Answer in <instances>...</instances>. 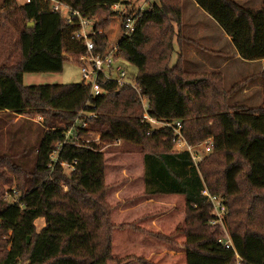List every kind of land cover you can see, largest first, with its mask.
Listing matches in <instances>:
<instances>
[{
	"label": "trees",
	"instance_id": "trees-1",
	"mask_svg": "<svg viewBox=\"0 0 264 264\" xmlns=\"http://www.w3.org/2000/svg\"><path fill=\"white\" fill-rule=\"evenodd\" d=\"M61 1L94 20L93 53L104 54L109 44L101 29L108 17L122 15L115 5L123 1ZM179 2L155 0L150 9L140 10L135 31L119 38V57L136 66L135 80L150 97L153 115L182 121L191 144L212 138L213 152L199 167L188 151L174 150L170 128L148 133L151 125L141 121L144 109L129 85L106 81L104 92L97 96H91L90 86L82 82L25 85V73L62 72L66 55L86 54L87 46L84 39L73 37L79 27L69 24L61 12L49 10L43 0L23 5L18 0H0L5 19L19 26L21 52L17 63L0 61V112L24 114L35 109L44 114L46 123L36 146L0 152V165L28 175L23 190L18 189V203L0 199V237L10 245L0 246V264H108L113 259L115 225L104 196L105 155L95 142L81 141L93 130L102 140L121 139V144L141 146L146 194L185 195L187 264H264V68L258 73L261 104L233 102L239 84L227 90L219 84L217 73L189 79L195 74L164 65L174 52L175 36V29L168 36L164 27L155 44L159 65L152 69L155 59L146 48L151 42L147 29L152 23L163 26L168 13L175 14L179 25ZM219 2L248 17L264 18V6L251 9L234 0ZM99 14L106 17L96 20ZM81 111L96 113L90 128L76 130L64 142L66 130ZM58 144L63 145L52 169L51 155ZM29 159L34 162L31 168ZM74 160V170L62 166ZM244 183L247 191L241 188ZM205 189L226 200L225 226L210 223L214 215ZM40 218L44 224L38 229ZM225 229L232 240L229 247L219 241L226 237Z\"/></svg>",
	"mask_w": 264,
	"mask_h": 264
},
{
	"label": "rangeland",
	"instance_id": "rangeland-1",
	"mask_svg": "<svg viewBox=\"0 0 264 264\" xmlns=\"http://www.w3.org/2000/svg\"><path fill=\"white\" fill-rule=\"evenodd\" d=\"M122 1L117 7L121 10L122 15L108 17L107 23L101 29L107 34L109 45H112L119 39L124 14L138 12L146 1L150 7L152 2H155V0ZM234 1L245 8L257 9L264 6V0ZM18 4L21 5L19 2ZM178 7L181 11V22L179 25L175 22V14L168 13L163 26L152 23L147 29L151 42L146 48L150 56L154 55L155 59L151 63L152 69H157L159 65L157 60L159 53H156L159 51V48L155 44L156 39L159 38L160 30L166 27V33L169 36L170 32L175 29L174 52L171 56L167 54L168 59L165 60L164 65L167 64L169 67H176L177 69L183 68L192 74L194 73L195 75L188 76L189 79L217 73L221 76L219 84L222 88L229 90L236 84H239L238 86L241 87L237 91L235 98L232 99L233 102H241L246 105H260L262 101V79L258 76V73L264 68V18L260 15L248 17L242 11H238L231 6L227 5L223 7L219 0H180ZM4 12V9L0 7V61L7 60V62L17 63V60L21 57L20 48L17 44L19 26L12 23V21L6 20ZM104 16L106 17V15L99 14L96 16V20H101ZM214 20L219 22V26H217ZM224 29L229 33L235 34L232 42L220 40ZM66 58L67 60L64 63L62 72L25 73L23 78L24 84L81 83L83 76L79 62L73 57V54H67ZM118 62L123 63L129 72L133 74L137 73L136 66L121 59H118ZM208 77L210 78V76ZM213 80L218 79L213 78ZM44 118V114L35 109L24 114L0 112V152H12V147L16 148L17 152H22L24 148L36 146L40 136L46 130ZM98 135L100 134L93 130L85 134L81 141L87 143L95 142L104 152L105 183L106 174L109 176L104 196L112 207L114 222H126L127 219H131L130 214L123 215L124 217L127 216V218L121 217L120 220L118 219V209L126 208L122 203L124 200L126 202L129 199L127 194L121 193V189L126 186L125 184L130 179L138 180L139 176L142 178L144 167L142 168L140 159L143 156V151L141 150V146L128 142L115 144L114 142L102 139L98 140ZM33 163V160L29 159L28 166L31 168ZM132 167L134 170H130ZM119 172H121V177L118 175ZM27 178L28 175L24 172L17 174L9 166L0 165V199L5 198L9 201L12 199L11 194L13 197L19 196L21 193L18 189L23 190L22 185ZM246 187L247 185L244 183L241 188L243 191H247ZM170 202L172 203V207L173 205L179 207L176 211L172 208L170 210V214L172 212L176 214V220H182L183 215H185L183 224L174 234L165 235L166 239H161L157 234H153L163 244L168 246H186V235L183 232L187 225L186 205L185 203L183 205L182 201L178 202L173 198ZM36 223L38 229H40L44 224L43 218L38 219ZM126 227L130 228L127 225L123 226V228ZM134 229L136 230L137 228ZM118 230L117 228L115 231ZM143 232L150 235L149 231L144 230ZM126 234L128 241L132 242L133 238L137 241V235L131 231L126 232ZM224 234L225 236L228 235L226 229ZM116 235L117 237L119 236L118 232L114 233L113 231V259L108 264H131L133 258L136 257L131 253V250H128L127 253H116L114 251ZM7 240L6 237L1 236L0 246L7 249L10 246ZM115 244L118 246L119 242L115 241ZM174 256H181L179 262H182V255L175 254Z\"/></svg>",
	"mask_w": 264,
	"mask_h": 264
},
{
	"label": "built area",
	"instance_id": "built-area-1",
	"mask_svg": "<svg viewBox=\"0 0 264 264\" xmlns=\"http://www.w3.org/2000/svg\"><path fill=\"white\" fill-rule=\"evenodd\" d=\"M32 0H18V2L23 5L31 3ZM47 4V8L52 11L61 12L71 25H76L79 27V31L75 32L73 35L74 38L84 39L87 46V53H77L76 56L79 60V66L81 67V72L83 76V81L85 85L90 86V95L97 96L102 94L103 87L102 84L106 81L116 82L119 86L129 85L137 93L138 99L143 106V113L141 121L151 125L148 133H153L156 129L168 127L173 132V148L178 152L188 151L193 159L194 165L199 167L200 163L204 160L206 156L213 152L214 142L212 138H209L205 142L199 144H191L187 141L183 133V124L180 120L175 121H166L161 120L155 115H153L150 97L144 93L142 87L136 82L135 74L129 72L123 63L118 62L119 57V39L112 45H108L104 54L96 56L93 53L94 41L91 36L95 34L94 30V20L84 15L78 9L72 8L69 4L61 0H43ZM154 2H152L153 4ZM146 1L144 6L140 10L150 9ZM117 8L118 5H115ZM138 11V12H139ZM128 13L123 15V24L120 30V37L125 36L126 34L132 33L135 31L137 26V14ZM96 116L95 112H85L81 111L78 117L75 119L71 127H69L65 132V141L70 140V138L75 134L76 130L79 129H89L90 128V119ZM98 140L101 139V136L98 135ZM115 144H121L122 140L117 139L113 141ZM63 144H58L56 149L51 155V160L53 163L49 165L50 168H54L55 164L58 161V154L61 150ZM77 164V160L73 162H62V166L67 171H72ZM203 194L206 195L212 205V213L214 217L211 219V224H222L225 226V218L227 215L226 200L218 195L211 194L208 189L203 191ZM9 200L10 203H18V198L13 197ZM1 224V220H0ZM225 246H232L231 237L223 238L219 240Z\"/></svg>",
	"mask_w": 264,
	"mask_h": 264
},
{
	"label": "crops",
	"instance_id": "crops-1",
	"mask_svg": "<svg viewBox=\"0 0 264 264\" xmlns=\"http://www.w3.org/2000/svg\"><path fill=\"white\" fill-rule=\"evenodd\" d=\"M208 14L210 15V13ZM214 21L217 26H219V22L217 20ZM226 27L228 26L226 25ZM222 32L223 34L220 36V40L232 42L235 34L232 32L229 33L225 29ZM189 37L192 38L191 36ZM192 40L194 39L192 38ZM73 57L76 58V60L79 62L76 54H73ZM140 161L143 168V156H141ZM131 169L134 170L133 167L130 168V170ZM118 175L119 177H121V172H119ZM108 181L109 176L106 174V185H108ZM125 185L126 186L121 189V193L127 194L129 196V199H127L128 201L126 202L124 200V202L122 203L126 206V208L118 209V219L120 220L121 217H124V214H130L131 219H127L126 222L116 223L114 222L112 214L113 222L116 225L115 230L117 228L119 229L118 231L114 230V233L118 232L119 235L118 237L116 235V239L114 240V251L116 253H127L128 250H131V253L136 256L133 258L131 264H143L140 259H146L153 264H187L188 251L186 246H168L166 244H163L160 239L154 236L155 234L171 235L178 231L179 227L185 220V215H183L182 220H176V214H174L173 212L172 214H170V210L172 208L176 211L179 207H177L176 205H173L172 207V203L170 202V200L173 198L178 202L182 201L183 205L184 203L186 205L185 196L183 194H146L144 174L142 178H140L139 176L138 180L130 179V181ZM113 209L116 210L115 208ZM124 218H127V216ZM124 225H127L130 228H123ZM134 228L137 229L135 230ZM144 230L149 231L150 235L145 234L143 232ZM129 231L137 235V241H135V238L132 239V242L128 241L126 232ZM226 238H229V235H227ZM115 241L117 243L119 242L118 246H116ZM175 254L182 255L183 259L181 263L179 262L181 256H174ZM239 261L240 257L238 256L237 262Z\"/></svg>",
	"mask_w": 264,
	"mask_h": 264
},
{
	"label": "water",
	"instance_id": "water-1",
	"mask_svg": "<svg viewBox=\"0 0 264 264\" xmlns=\"http://www.w3.org/2000/svg\"><path fill=\"white\" fill-rule=\"evenodd\" d=\"M33 24H34V22L32 21V22H30V26H33Z\"/></svg>",
	"mask_w": 264,
	"mask_h": 264
}]
</instances>
